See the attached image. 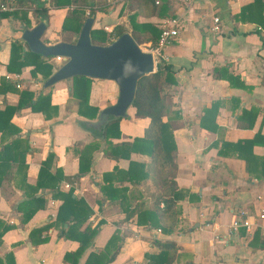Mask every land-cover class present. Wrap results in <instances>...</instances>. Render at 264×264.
<instances>
[{"label": "crops", "instance_id": "1", "mask_svg": "<svg viewBox=\"0 0 264 264\" xmlns=\"http://www.w3.org/2000/svg\"><path fill=\"white\" fill-rule=\"evenodd\" d=\"M41 1L48 9L43 34L46 44L71 42L75 32L62 31V24L75 5ZM126 1L87 0L86 7L95 10L91 29L112 34L116 25H122L130 34L134 24L178 22L179 34L161 50L163 59L156 55L154 59L155 65L159 61L170 64L176 81L167 91L168 109L163 118L176 146V181L184 190L177 201L176 225L163 233L159 228H146L140 222L145 219L137 214L126 215L131 205L149 208L152 204L151 179L144 173L149 154L131 152L129 159L104 154L106 141L80 125L88 120L77 112L79 101L71 94L73 80L69 78L50 87L51 108H45L48 117L23 107L13 113L9 124L0 121L8 133L17 128L20 140L29 144L25 168L11 159L2 168L8 175L0 183V230L5 225L9 228L0 239V264H6L7 255L12 256V264H100L87 262V258L90 253L99 254L113 234L117 238L108 253L120 246L107 264H148V256L161 249L157 241H172L178 246V257L172 264H264V218L259 217L264 209V25L247 20L264 17V0L261 7L244 16L245 20L235 16L252 2L158 0L156 4L164 8L156 14L150 5L138 6L136 0L128 6ZM12 10L11 6L0 7V111L16 106L24 90L35 96L47 91L41 73L36 78L31 75L30 55L20 72L7 68L11 43H21L25 54L28 47L20 36L37 20L32 7L16 16L9 14ZM214 17H218L217 23ZM139 46L147 51L157 45L147 42ZM43 58L53 65V72L63 62L59 57ZM118 94L114 81L92 78L88 104L102 110L114 104ZM133 113L130 106L127 117L119 121L120 137L113 138V143L142 137L149 118L137 119ZM8 133L0 132V148L3 141L17 136L8 137ZM94 142L99 148L90 151L88 172L74 183L65 179L58 182L61 192L71 189L72 196L82 199L92 212L79 230L97 229L78 258L65 260V254L76 251L80 243L62 235L69 220L55 222L63 199L54 197L51 189L38 190L44 207L26 222L27 215L17 205L28 199L32 192L29 186L36 184L49 153L54 157L47 172L72 176L79 172V150ZM244 142L248 143L243 146ZM12 155L14 150L7 156ZM130 161L142 166L135 173V182L124 175ZM104 173H111L107 181L102 179ZM100 186L107 187V193ZM116 197H125L121 211L109 206ZM234 215L247 217L250 229H231Z\"/></svg>", "mask_w": 264, "mask_h": 264}, {"label": "trees", "instance_id": "2", "mask_svg": "<svg viewBox=\"0 0 264 264\" xmlns=\"http://www.w3.org/2000/svg\"><path fill=\"white\" fill-rule=\"evenodd\" d=\"M86 1L87 0H49L50 4L56 6L68 4L75 5V8L69 12L62 24V31L73 30L75 32V37L71 42L76 41L86 19L89 17L94 18L95 10L91 6L86 7ZM134 1L136 0H127L126 2L128 6H130ZM156 1L158 0H137L138 6L140 4H143L144 6L150 5L153 8V12L158 14L160 11L162 12L164 6L163 4H159V2L156 4ZM262 3L263 1L261 0H254L252 3L246 5V7H243L240 14L235 16V19L245 20L246 18H244V16L250 14L251 11L254 12L257 6L261 7ZM4 5L13 8V10L9 12V14L13 16L18 15L19 11L25 12L26 8L32 7L34 17L37 18L34 26L41 22H47L48 9L44 6V3L41 0H0V7ZM85 7L88 10V14L84 12ZM247 20L264 25L263 16L258 20L247 17ZM112 32V34H108L102 29H91L90 37L93 43L108 44L126 31L122 25H116ZM159 33L160 26H157L156 24L142 23L134 24L130 35L138 45L150 42L151 46H156ZM43 34L41 40L46 44L47 40L44 39ZM96 39H98V42H96ZM27 55L33 57V63L31 64L33 65V69L31 70L32 77L36 78L37 74L41 73L42 77H44V86L45 81L53 74V65L44 60L43 56L33 53L29 49L24 54V52H22V44L18 41L11 43V55L7 66L8 70L11 71L16 68L15 70L20 72L21 68L27 65ZM71 78L73 80L71 94L79 101L77 112L80 116L88 120H82L80 125L91 132L94 137H100L106 141L107 147L103 148L104 154L109 155L114 159H129L131 152L149 154V161L146 163L144 173L151 179L150 185L153 188L151 190V195L153 196L152 204L149 208L143 204H141L140 207L138 205L136 208V205H131L128 210H125L126 215L131 217L137 214L139 218H144L145 220H140V222L143 221L142 224L145 223L146 228L149 230L151 229L150 227H154L159 228L163 233L171 232V229L174 228L177 222V201L184 195V190L178 187L176 181V146L170 126L163 119L168 109V104L165 102L167 91L170 86L176 82L172 66L163 61H159L156 64L155 72L144 75L137 80L135 94L131 105L134 111L133 116L137 119L147 117L149 118V124L144 129L142 137H135L132 141H122L119 143H113L111 140L120 137L119 121L122 117L110 119L105 127H93L90 125L89 122L95 121L101 111L100 108L88 104L92 78L81 75L73 76ZM51 86L52 85L44 87L47 91L39 93L36 96L30 91H22L16 106L6 107L4 111H0V121L4 120L5 123H3V125L9 124L13 113L23 107H27L33 112H43L45 117H48L49 115L47 114V111H45V108H51ZM0 132L3 134L8 133L3 126L0 127ZM11 132L12 133H8V137H10V134L11 136H14L12 134H17V136L14 138L11 137L9 141H3L0 148V175L2 174L0 177V183L8 175V173L2 171V168L10 159L11 161H17L21 167L25 168L24 158L26 151L29 148V144L27 142L23 143V141L20 140L17 128H13ZM247 143L248 142H244L243 146ZM98 148V144L94 142L85 145L79 150V172L72 176H61L58 173L50 175L47 172V165L51 159H53L54 154L49 153L40 167L36 184L34 186H29V189L32 192L29 194L28 199L23 200L17 205L18 209L24 212V215H27V217L24 218V222H26V220H28L37 210L44 207V197L42 195L37 196L36 193L38 190L45 188L51 189L53 190L54 197H61L63 199V203L58 210L55 222L64 224L69 220L71 223L63 228L62 235L65 238L77 240L80 243V246L76 251L65 254V260H69L75 256L78 258L84 249L90 244L97 229H90L87 227L81 231L79 230L83 222L89 218L92 212L82 199L74 198L72 196L73 191L71 189L66 193L61 192L58 189V182L60 179H65L72 183L79 181V179L88 172L87 162L91 157L90 151L97 150ZM13 150L14 155L7 156L8 153ZM138 165L139 164L130 161L129 168L124 174L128 181H138V179L135 178V173L137 170L142 169V166ZM115 170L119 171L117 168ZM248 172H251V170L248 169ZM110 176L111 173H104L102 176L103 181H107ZM100 189L104 193H107V187L100 186ZM122 202H125V197H116L109 206L112 208L114 207L115 210L121 211V207L124 206ZM161 203L162 206H160ZM28 208L30 209L28 210ZM8 228L9 227L6 225L2 227L0 230V239L2 234L6 232ZM34 231L38 232L39 229ZM116 238V235L113 234L99 254L90 253L87 262H98L100 264H107L110 262L119 250L120 244L116 246L113 253H108L110 245ZM157 242L161 249L158 253L148 256L150 260V263L148 264H172L178 257V246L172 241ZM105 255L107 257L102 261L101 259L105 257ZM5 260L6 264H12L11 262L13 258L11 255H7Z\"/></svg>", "mask_w": 264, "mask_h": 264}, {"label": "water", "instance_id": "3", "mask_svg": "<svg viewBox=\"0 0 264 264\" xmlns=\"http://www.w3.org/2000/svg\"><path fill=\"white\" fill-rule=\"evenodd\" d=\"M93 18H87L75 42L45 44L41 36L46 29L44 22L31 29H23L21 40L28 49L43 57H60L63 64L45 81L44 87L71 78L87 76L114 81L119 89L116 102L103 108L93 127H105L110 119L127 117L132 105L137 80L155 72L152 52L143 50L128 32H124L111 43L96 44L90 37Z\"/></svg>", "mask_w": 264, "mask_h": 264}, {"label": "built area", "instance_id": "4", "mask_svg": "<svg viewBox=\"0 0 264 264\" xmlns=\"http://www.w3.org/2000/svg\"><path fill=\"white\" fill-rule=\"evenodd\" d=\"M244 2H253L254 0H242ZM214 22L217 23L219 21L218 17H214ZM214 30L218 29V26L213 27ZM179 34L178 29V22L176 20H171L170 22L162 23L160 25V34L157 41V46L147 50L152 52L153 57L155 59L156 56L163 57L160 55L161 50L168 44L171 43V41ZM156 55V56H155ZM60 58V57H59ZM62 59V58H61ZM260 218H264V209H262V212L259 215ZM244 226L247 230L251 227V222L248 220L247 217H243V215H234L233 218L230 221V228L233 230H236L238 227Z\"/></svg>", "mask_w": 264, "mask_h": 264}, {"label": "rangeland", "instance_id": "5", "mask_svg": "<svg viewBox=\"0 0 264 264\" xmlns=\"http://www.w3.org/2000/svg\"><path fill=\"white\" fill-rule=\"evenodd\" d=\"M64 62H62L61 64H60V66L63 64ZM69 78H66V79H64V80H68Z\"/></svg>", "mask_w": 264, "mask_h": 264}]
</instances>
